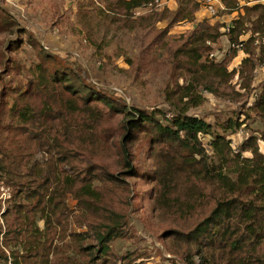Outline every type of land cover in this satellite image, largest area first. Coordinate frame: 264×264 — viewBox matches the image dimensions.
Masks as SVG:
<instances>
[{"label": "trees", "instance_id": "trees-1", "mask_svg": "<svg viewBox=\"0 0 264 264\" xmlns=\"http://www.w3.org/2000/svg\"><path fill=\"white\" fill-rule=\"evenodd\" d=\"M149 1L113 5L127 13ZM220 3L219 19L200 21L177 51L190 77L168 98L169 117L160 108L127 107L83 81L72 63L36 45L40 59L26 69L24 87L0 89V187L10 188L6 207L0 203V264H133L146 256V250L117 255L112 246L135 236L134 228L124 231L128 218L140 221L136 207L130 210L135 203L128 187L129 178L139 175L130 148L137 136L155 150V208L179 226L155 234L142 225L145 232L165 245L192 247L181 255L185 264H264V76L255 75L258 62L252 57L253 42L264 36V3ZM200 10L196 0H177L172 9L155 8L149 17L167 19L169 28L191 23ZM221 37L244 43L247 56L239 67L230 66L232 56L209 58ZM202 91L208 93L204 98L241 104L245 111L209 123L190 112L204 102L197 94ZM117 114L124 121L117 128L113 167L83 151V132ZM62 117L71 123L61 130ZM255 122L259 131L251 126ZM37 152L47 160H33ZM67 193L76 200V225L69 223ZM17 245L22 254L11 250Z\"/></svg>", "mask_w": 264, "mask_h": 264}, {"label": "rangeland", "instance_id": "rangeland-1", "mask_svg": "<svg viewBox=\"0 0 264 264\" xmlns=\"http://www.w3.org/2000/svg\"><path fill=\"white\" fill-rule=\"evenodd\" d=\"M114 1L0 0V89L24 87L26 69L40 59L36 47L40 44L46 52L72 63L83 81L114 95L127 107L146 111L160 108L167 111L166 116L169 117L168 98L177 91V85H184V77H190L180 68L182 60L179 61L177 51L193 29L182 27L184 22L167 28V19L149 17L153 11H117ZM197 94L203 98L208 96L203 91ZM12 97L13 94L8 92L7 102L10 103ZM242 111L245 108H241V104L228 100L214 101L211 98H204L201 105L190 110L209 123L223 122L227 117H236ZM240 119L243 121V117ZM123 121L122 114L106 115L96 129L84 131L83 139L87 145L83 151L114 167L117 164L119 141L117 128ZM70 123V119L62 117L60 129L67 128ZM251 126L255 131L260 130L257 122ZM130 148L133 164L139 173L137 178L128 180L129 199L135 203L130 210L136 207L140 221L133 216L128 218L124 231L131 232L130 228H134L135 236L125 241H115L113 249L117 255L127 250H146L148 253L145 238H152L153 243L160 245L159 249L163 247L166 252L170 251L176 256L177 262L185 264L182 256L192 247L188 249L183 243L171 241L165 245L151 237L142 227L149 225L155 234L165 229L179 228L155 208L154 148L140 136L135 138ZM261 149L264 153L263 146ZM242 156L248 157V154ZM33 160L43 163L47 155L37 152ZM9 193V187H0L2 209L6 207L5 200ZM65 197L70 211L69 223L76 225L73 222V216L79 214L75 207L76 200L70 193ZM37 224L41 226L43 222L37 221ZM1 238L2 235L0 245ZM11 250L23 253L19 245ZM193 261L196 263L197 257L194 256ZM7 264L12 263L8 260Z\"/></svg>", "mask_w": 264, "mask_h": 264}, {"label": "crops", "instance_id": "crops-1", "mask_svg": "<svg viewBox=\"0 0 264 264\" xmlns=\"http://www.w3.org/2000/svg\"><path fill=\"white\" fill-rule=\"evenodd\" d=\"M260 2L264 3V0H260ZM202 12H205L201 17L199 16ZM207 12L200 10L196 16L195 19L191 22V23H185L182 27H186V28H191V29H195L197 27V24L202 21L203 19H209L210 23L215 22L217 19H219V16H215V17H208L207 16ZM202 18V19H199ZM226 23L230 22L231 16H227L226 18ZM249 34L242 36L241 40L242 41H246L249 38ZM254 37V35H253ZM225 39V43H223V40ZM213 46V50H212V54H213V59L216 62H220L222 61L225 57L228 56H232L230 62H231V67L233 68H237L240 65V62L242 59L246 58L247 53L243 50L241 51H235V50H231L229 49V42L227 41L226 37H221L217 40V42L215 44H212ZM252 46L254 47V52H253V56L255 59V61H262L260 60V58L264 55V53H262V49L264 47V36L261 39H255V41L253 42ZM233 51L235 52L234 55H232ZM263 62V61H262ZM259 65H262V67H259ZM256 68H258L261 72L262 75L264 76V62L263 63H257L256 64ZM147 240V244H146V248L149 249L148 253L146 256H142L138 259H136L133 264H177L176 261V256L166 252L163 247L161 249L158 248L157 243H153L150 239L145 238ZM125 241V240H124ZM159 250V252H158ZM179 264H183L182 262H178Z\"/></svg>", "mask_w": 264, "mask_h": 264}, {"label": "built area", "instance_id": "built-area-1", "mask_svg": "<svg viewBox=\"0 0 264 264\" xmlns=\"http://www.w3.org/2000/svg\"><path fill=\"white\" fill-rule=\"evenodd\" d=\"M177 0H150L148 3L144 4L140 8H138L139 11H152L155 8H173L176 4ZM200 3L201 8L203 11H206L208 14V17H215L217 16L219 11H222L224 7L220 3V0H196ZM185 22L183 23V25ZM231 32V28L229 25L225 27V33L229 34ZM257 34H254V37H256ZM244 48L243 42H237V43H229V49L235 50V51H241ZM209 58L213 59V54H209ZM259 67H262V65H259ZM260 70L256 68L255 75L257 76ZM233 146V144H232ZM198 262V259L196 263ZM177 264H179L177 262Z\"/></svg>", "mask_w": 264, "mask_h": 264}]
</instances>
